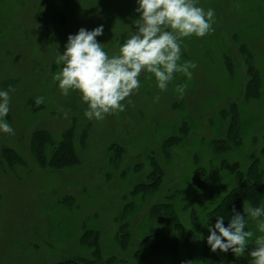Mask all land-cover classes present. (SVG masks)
<instances>
[{
	"label": "rangeland",
	"instance_id": "374dc122",
	"mask_svg": "<svg viewBox=\"0 0 264 264\" xmlns=\"http://www.w3.org/2000/svg\"><path fill=\"white\" fill-rule=\"evenodd\" d=\"M197 6L213 9L215 22L203 38L181 42L180 63L197 65L192 79L176 73L160 91L154 77L142 73L126 110L96 121L84 116L79 93L59 91L56 58L69 35L100 25L97 41L109 56L117 54L136 31V0H0V91H9L5 119L14 130L0 131V151L11 149L18 158L9 163L0 152V264H185L183 254L128 259L129 248L121 250L115 240L120 225L133 226L129 233L138 238L176 233L175 225L148 216L153 203L173 204L183 238L193 233L201 241L214 227L207 213L224 196L220 189L237 186V174L252 165L262 173L264 206V0H197ZM184 84L181 95L176 87ZM36 131L49 136L45 162L67 134L77 162L62 169L39 165L31 149ZM168 137L181 141L164 153ZM154 162L163 172L158 190L132 197ZM142 207L144 216L134 225ZM89 230L100 234V257L80 243ZM246 230L253 240L260 235L254 221ZM253 248L250 241L239 258L231 251L217 254L222 264L249 262ZM190 264L204 263L198 257Z\"/></svg>",
	"mask_w": 264,
	"mask_h": 264
},
{
	"label": "clouds",
	"instance_id": "9594fccd",
	"mask_svg": "<svg viewBox=\"0 0 264 264\" xmlns=\"http://www.w3.org/2000/svg\"><path fill=\"white\" fill-rule=\"evenodd\" d=\"M138 18L133 21L132 31L120 46L118 53L109 56L97 37L104 32L103 25L88 31L81 28L69 35L63 54H58L56 63L62 65L54 74L63 96L79 93L81 102L87 105L84 116L88 120L103 121L107 116L126 110L130 97L140 88L139 77L147 73L154 77L156 87L166 91L176 73L192 79V70L197 65L192 61L180 63L181 42L195 36L203 38L215 22L213 9L205 11L197 6V0H136ZM187 85H177L181 95ZM158 100L159 97L157 96ZM126 103H122L125 102ZM43 97L37 98L42 103ZM9 91H0V131L14 134L5 117L10 111ZM65 118L67 110H63ZM249 221H254L260 235L246 230ZM225 218H216L214 227H208L207 244L213 253H231L244 256L250 241L254 248L248 252L249 264H264V206L243 205V212L235 207L224 226ZM190 264V262H185Z\"/></svg>",
	"mask_w": 264,
	"mask_h": 264
},
{
	"label": "trees",
	"instance_id": "16d2710c",
	"mask_svg": "<svg viewBox=\"0 0 264 264\" xmlns=\"http://www.w3.org/2000/svg\"><path fill=\"white\" fill-rule=\"evenodd\" d=\"M49 138L48 134L44 131H36L31 136V149L36 154L35 157L41 166H48L50 168L62 169L66 166H70L77 162L76 154L69 135L64 137V140L53 149L51 153L50 161L45 162L42 155L44 143ZM181 139L175 137H168L161 145L163 152L168 153V149L172 148V145H178ZM1 154L8 160L9 163H13L18 160L14 151L8 148L1 149ZM253 166V165H252ZM250 167L246 173L237 174L241 180L239 184L229 190L221 188L220 191L224 192L220 202L207 213L209 221L215 225L216 218L223 216L225 218L224 226L227 227L228 219L232 214L233 207L237 211L243 212V205L251 204L253 207L259 206V197L261 194V177L262 173L258 167ZM253 168V169H252ZM163 172L159 165L154 162L153 170L147 176V182L136 184L132 189V197L137 195H151L156 192L162 182ZM200 180V176H197ZM198 180V182H199ZM148 204L145 206L147 208ZM144 207V206H143ZM143 207L139 209L140 215H136L134 218V225L138 219H142L144 216ZM144 207V208H145ZM126 208V207H125ZM130 208V207H129ZM149 217L154 222L159 224H168L169 227L176 226V233L171 232H156L146 235L142 238L133 237L127 223H123L119 227V231L115 236L116 243L119 248L126 251L129 248L128 259L137 262H145L148 259H153L155 255L166 256L171 259H176L181 254L189 262H193L196 258H200L204 264H222L217 251L213 253L210 246L207 244V238L198 241V238L193 233H188L183 238L182 225L177 218V213L173 204H156L153 203L149 207ZM131 232V234L129 233ZM99 232L94 230L86 231L80 239V243L87 246L89 250H92V256L94 258L100 257L101 251L99 247ZM134 238V239H133ZM159 257V256H158ZM113 259L109 258L108 262ZM57 264H82L81 261L76 259L63 260ZM230 264H249L248 261L243 260H230Z\"/></svg>",
	"mask_w": 264,
	"mask_h": 264
}]
</instances>
